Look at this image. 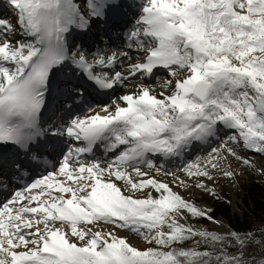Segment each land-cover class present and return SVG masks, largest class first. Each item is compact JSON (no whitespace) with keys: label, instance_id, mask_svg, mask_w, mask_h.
Wrapping results in <instances>:
<instances>
[{"label":"snow or ice","instance_id":"obj_1","mask_svg":"<svg viewBox=\"0 0 264 264\" xmlns=\"http://www.w3.org/2000/svg\"><path fill=\"white\" fill-rule=\"evenodd\" d=\"M4 5L0 264H264V220L197 229L180 222L186 213L219 221L172 186L215 197L216 173L242 174L230 158L264 175L239 154L264 156V0ZM86 37L111 47L89 58L76 42ZM201 146L206 156L186 159ZM157 160L186 161L184 175ZM108 225L153 246H133ZM193 237L204 246H180Z\"/></svg>","mask_w":264,"mask_h":264},{"label":"rangeland","instance_id":"obj_2","mask_svg":"<svg viewBox=\"0 0 264 264\" xmlns=\"http://www.w3.org/2000/svg\"><path fill=\"white\" fill-rule=\"evenodd\" d=\"M77 2H79V0ZM0 3L4 4V0H0ZM95 32H96V29H95ZM76 42L79 43L78 40ZM85 49L88 50L89 58H91V53H92L91 50L93 48L87 47ZM94 51H95V49H94ZM156 76L157 77L162 76L161 78H164L167 76V73L163 72V71H159L156 73ZM150 82L156 83L157 86L160 83V81L155 79V78L150 80ZM131 86L132 85H129V88H131ZM124 91H126V89L118 88L117 91L115 92V95L116 96L121 95V94H123ZM211 146L215 147V146H217V144L213 143ZM208 151H210V148L208 146H201L200 149L193 152L191 157H193V159H195L197 156L204 157L207 155ZM239 154L242 156L249 157L253 161V164H255L257 167H259L261 164H264V156H261V155H258V154H255V153L249 152V151L240 152ZM189 158H186V159H189ZM103 159L104 158H102L101 160H103ZM184 162H186V161H181V160H172L171 162L162 161V160L156 161L157 164H162L163 166L168 167L166 171L175 172L179 176H183L184 174H179L176 171H171V169H175V168L177 169L179 167L182 168ZM229 162L231 163L232 168L236 172H242V174L238 175L235 179H229V178H223V177H221V175L219 173H216L217 183L215 185V191H216L215 197L205 193L201 189L185 190L181 186L172 185L174 188V191L179 192L186 199H190V200L195 201L197 206H199L201 208L210 209L211 210L210 215L216 221H219L218 224H214L212 221H210L208 219L192 217L190 214L186 213L185 214L186 218L181 219V221H180L181 223L191 225L197 229H210V230H214V231H217L220 233L221 232H227L230 229L233 230L232 227L230 226L228 220L225 217H223L221 215L215 216L216 212L214 211L215 209L213 208L214 207L213 205L220 200L224 201V203L228 207L230 214H237L238 216H241L242 211L245 210L244 204H243V195H244L245 188L247 187L248 184L255 182V181H259V182L264 183V175H260L256 171V168L248 169L246 167L239 165V163L234 159L230 158ZM159 178L162 180H166V181H171V179H172L171 177H168V176H159ZM209 186L210 187L212 186L211 182H209ZM148 192H152V190L150 189ZM153 195H155L154 192H153ZM138 198H143V197H138ZM105 230H114L117 235L122 236V237H126L128 239V241L131 239H134L137 242H140L142 244V246H143L142 248L153 246V245H148L142 236L136 235L130 231L122 230L119 228L112 229L111 225L106 226ZM198 241H200L199 246L203 247L204 246L203 241H201L200 237H193V238L189 239L186 243H184L183 245H180V246L193 247V246L197 245Z\"/></svg>","mask_w":264,"mask_h":264},{"label":"trees","instance_id":"obj_3","mask_svg":"<svg viewBox=\"0 0 264 264\" xmlns=\"http://www.w3.org/2000/svg\"><path fill=\"white\" fill-rule=\"evenodd\" d=\"M245 210L242 215L230 214L224 201H218L213 206L215 216L225 217L233 230L243 231L258 226L264 220V183L255 181L247 185L243 195Z\"/></svg>","mask_w":264,"mask_h":264},{"label":"bare ground","instance_id":"obj_4","mask_svg":"<svg viewBox=\"0 0 264 264\" xmlns=\"http://www.w3.org/2000/svg\"><path fill=\"white\" fill-rule=\"evenodd\" d=\"M78 1V0H77ZM5 7V5L4 4H1L0 3V9H3ZM95 27H96V24L94 23L93 24V32L95 33ZM78 42L79 43H83L84 44V47L85 48H87V47H91V48H93L92 50H91V52H93L94 51V47L95 46H97V45H99L100 47H102V44H99V39L97 38V40H96V42L95 43H93V41H92V38L91 37H86V38H84L83 40H80V39H78ZM91 55H92V53H91ZM162 76H160V78H161ZM135 83V82H134ZM147 83H151V84H153V85H156L157 86V84L156 83H153V82H150V81H147ZM132 87V86H131ZM102 101H104V102H106V98H104ZM83 114V112L81 113V115ZM100 153H102L103 154V150H102V148H101V150L99 151ZM104 155V154H103ZM101 156V155H100ZM100 159H102V157H99ZM111 157H107V159H110ZM104 159H105V157H104ZM189 159H193V157H190ZM158 166H160L161 164H157ZM167 168L168 167H166V166H163V170L164 171H166L167 170ZM145 171H148V169H147V166H145ZM171 171H176L177 173H179V174H183V172L181 171V168L179 167V168H175V169H171ZM121 185H123V182L121 181V182H119ZM150 189H147V190H145V191H141V192H137V193H135V196L136 197H144L145 196V194H146V192H148ZM173 190H174V188H173ZM221 233H224V232H221ZM129 242H130V244H132L133 246H137V247H140V248H142L143 246H142V244L140 243V242H137L136 240H134V239H131V240H129Z\"/></svg>","mask_w":264,"mask_h":264}]
</instances>
